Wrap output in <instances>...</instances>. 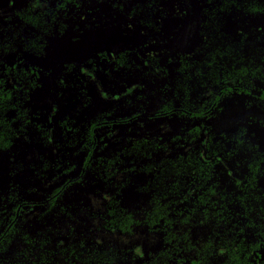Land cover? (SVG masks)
<instances>
[{
  "label": "trees",
  "instance_id": "trees-1",
  "mask_svg": "<svg viewBox=\"0 0 264 264\" xmlns=\"http://www.w3.org/2000/svg\"><path fill=\"white\" fill-rule=\"evenodd\" d=\"M91 1L0 0V264H264V119L221 121L232 95L264 101V0H200L180 52L132 35L166 37L190 15L178 0H97L113 27L81 21ZM103 42L114 62L70 58ZM156 80L171 97L154 118L134 90ZM160 118L168 142L130 133Z\"/></svg>",
  "mask_w": 264,
  "mask_h": 264
},
{
  "label": "flooded vegetation",
  "instance_id": "flooded-vegetation-1",
  "mask_svg": "<svg viewBox=\"0 0 264 264\" xmlns=\"http://www.w3.org/2000/svg\"><path fill=\"white\" fill-rule=\"evenodd\" d=\"M177 2H178L179 5L184 6V11H186V12L188 11L190 13V15H188L187 17L185 16V18L183 19V21H181L179 24H177V26L175 28L168 30L170 32H166V37L158 38L159 37L158 34L153 33L152 31H150L147 28L141 27L138 23L133 24V25L137 26L138 32L135 31L132 35H134L135 37H138L141 40L146 41L147 43L156 44L158 47H161V48H163V49H165L167 51H174V52L179 51L180 52V51H184L185 49H187L188 47H190L188 45H190V43L193 44L194 41L197 39V31H198V11H200V7H199L200 6V0H178ZM115 18H116V16L110 14V12H108V11H105V10L104 11L103 10L99 11L98 10L97 13L88 14L86 17H83V18H80V19H81V21L86 20L90 24H93L95 22V20H99L100 22L102 21L101 22V25H108L110 27H113V26H115V23H114L115 22ZM185 19H186V23H187L186 24L187 25V28H186L187 30L184 32V35L183 36H182V34L181 35H178V32L180 33V31H178V28L180 29V27L183 26L182 23H184V20ZM260 19L263 20V23H264V19L263 18H260ZM259 23L260 22L256 18L252 22V24H254V25H258ZM75 26H78V25H75ZM245 29L248 30L249 27L248 28H245ZM107 32L108 31H106L103 34L106 35ZM113 32H114V30H113ZM150 36H152V38ZM106 43H111V42H106ZM119 51H117L116 53L110 52V54H109L108 57H109V59H110L111 62H114V59L116 58L115 56L118 54ZM104 52L107 53V50L104 51ZM95 58L97 59V56H95ZM93 62L88 63V61L85 62V60H83V62L80 63V65H83V66L87 67V66H90ZM95 62H96V60H95ZM135 91H136L135 96L137 97V99L138 98L139 99L142 98L141 100H144V101L147 102V100H145L142 97V95L139 94L138 89L137 90L135 89L134 92ZM235 96L232 95L231 97H229L230 101ZM237 96H240V95H237ZM239 98H241V100L243 101L241 103L244 104V109L242 110V114L240 116V117H243V118L242 119H239V120L247 121V119H249V120L251 119L252 122H255V120L257 118L261 117L258 114H263L264 113V111L260 108V107H262V105L264 103L263 99L262 100H259V98H255L252 95L240 96ZM127 100H128V98H127ZM150 104H152V103H150ZM263 107H264V105H263ZM143 108L145 110V104L143 105ZM162 110H163V106H162L161 109L158 108V110H155L153 112V114H150L149 116L150 117L152 116V117L155 118V117H157L156 114H159V115L162 114L163 115L164 112ZM176 111H180V109H178V107H177L176 108ZM189 114L190 113H188L187 116H182V118H183V121L191 123L190 124V128H191L192 126L195 125V121L193 119H191V116H189ZM165 115H167V114H165ZM233 124H234V122H233ZM231 127H233V126L232 125L227 126L226 123L224 122V126H222V129L225 130V129H229ZM182 131H180V132H182ZM263 146H264V144H262V147ZM256 150H258V148ZM258 153L259 154H264V151L263 152H258Z\"/></svg>",
  "mask_w": 264,
  "mask_h": 264
},
{
  "label": "rangeland",
  "instance_id": "rangeland-1",
  "mask_svg": "<svg viewBox=\"0 0 264 264\" xmlns=\"http://www.w3.org/2000/svg\"><path fill=\"white\" fill-rule=\"evenodd\" d=\"M96 6H97V0H92L88 5V8L90 9L89 11L90 12L92 11V13H93V11L94 12L96 11L95 13H97ZM92 13H90V14H92ZM186 24L187 23H186V19H185L184 23H182L183 26L180 27V29L178 28V31H180V33L178 32V35H181V34H182V36L184 35V32L187 30ZM248 27H249V25L247 26V28ZM136 32H138V30ZM168 32H170V31H168ZM150 37L152 38V36H150ZM117 46H116V44L114 45L112 43H105V42L100 43L98 45L88 43L83 48L77 47L76 49H74L73 54L70 58H72V59L74 58L78 63H82L83 58L81 56L84 54L83 52L86 49L88 51L90 48H92L91 49L92 51L98 50L99 52H103V51H106L107 49H110V51L112 53L113 52L116 53L117 51H119V49H118L119 46L118 47ZM13 61H14V59L12 57L8 58L9 64L13 63ZM166 81L168 82V80H156L157 83H149V88H147L145 90L144 94L142 95V97L145 100L149 101L150 103H152L155 106L153 109L152 106L145 105L147 108H149L151 110L150 113H147L148 115L153 114V112L155 110H158V108L161 109L162 106L165 104V102L170 101V97H171L170 92H163L162 91V86ZM169 82H172V81H169ZM151 87L155 89L154 90L155 96L152 99L149 97V94H148L151 90ZM239 97L240 96H235L233 99H231V101H229L228 105L225 108H223V113L221 114L222 115L221 121L222 122L224 121L227 126L232 125L233 122L236 123L239 119L243 118L240 116L242 114V110L244 109V104L241 103L243 101ZM177 101L179 102V100H177ZM175 107L177 108V106H175ZM258 115H260L261 118L264 119V113L258 114ZM177 118H178V119H176L177 121L181 119L179 116H177ZM182 120H183V118H182ZM169 121L170 120H168L167 118H160L157 121V124L145 125V126H140V127L139 126L137 127V124L135 123V126L133 128L134 130H133V132H130V133H133V135H135V134H137V135L148 134V133H151L152 136L156 135V134L163 135V138L168 142L171 139L169 136H171L173 134V131L169 129L170 125H168L166 127L164 124H166V122H169ZM151 122H155V119H154V121H149V122H147V123L145 122V123L149 124ZM179 126H181L180 123H179ZM131 130L132 129H130V131ZM121 131L122 130L119 129V133ZM261 133L264 135V131L263 132L261 131ZM8 162L9 161L7 159H5V163L8 164ZM63 179H64V176L62 178H60L58 181L61 182ZM91 208H92L93 212L97 213L98 215H102L105 212V207H104L103 201L101 199H97L94 197L91 198ZM93 224H94V226H93L94 228H98L101 226V224L99 223V220H96ZM97 236H99L102 240L111 241L112 243H115L119 246L129 245L134 241V239L126 238L125 236L111 235L107 231H104L103 229L98 230ZM136 236H138V235H136ZM137 238H139V237H137Z\"/></svg>",
  "mask_w": 264,
  "mask_h": 264
}]
</instances>
